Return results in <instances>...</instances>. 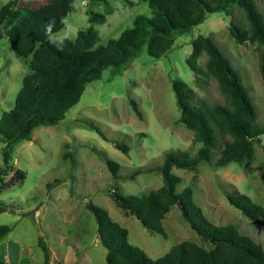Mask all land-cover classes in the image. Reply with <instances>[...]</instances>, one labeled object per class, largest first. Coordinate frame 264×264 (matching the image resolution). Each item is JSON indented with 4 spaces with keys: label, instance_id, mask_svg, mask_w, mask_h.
Instances as JSON below:
<instances>
[{
    "label": "rangeland",
    "instance_id": "1",
    "mask_svg": "<svg viewBox=\"0 0 264 264\" xmlns=\"http://www.w3.org/2000/svg\"><path fill=\"white\" fill-rule=\"evenodd\" d=\"M9 0H0V7ZM48 0H18L20 7H37ZM84 1V5L81 4ZM132 2V5L128 4ZM264 17V0H253ZM112 14L99 32L97 46L117 39L131 27L137 15H149L146 3L139 0H108ZM103 14L105 5L90 0H74L65 27L52 35L53 41L74 39L78 30L89 25L86 13ZM246 28L242 10L235 7L232 15L211 14L207 19L175 40L173 48L160 59H153L145 47L117 75L109 70L102 78L87 84L79 102L62 121L54 126L38 127L31 141L17 144L10 165L25 173V180L13 188L0 191V226L11 232L0 240V259L7 264H43L38 247L41 237L49 252L48 264H107L106 249L97 234L96 221L85 204L105 209L110 218L128 231V242L141 249L149 258L157 259L181 242L188 241L210 249L211 241L203 242L185 221L177 206L165 215L162 227L165 236L148 232L132 216L125 215L111 199V192L122 196L142 197L162 186L159 172L129 176L137 169L161 166L166 153L187 152L195 155L202 147L194 141L193 132L178 124V109L171 90L173 80H181L192 88L198 99L209 105H223L224 99L214 81L197 79L186 65L191 41L198 36L209 37L237 71L256 114V123L264 125V85L259 71L261 49L256 44L235 43L229 25ZM207 60L202 55L198 65L203 69ZM31 55L20 57L5 37L0 39V118L11 110L22 80L30 73ZM137 104L138 118L130 102ZM85 123L95 125L104 138ZM116 145L125 147L126 153ZM2 144L0 142V168ZM217 152L212 151L210 163H201L195 171L173 168L179 177L176 193L190 188L194 203L205 218L216 227L233 225L240 234L250 238L264 251L261 227L246 219L226 200V193L244 194L264 207V141L254 145L249 163H231L215 169L212 164ZM107 161L119 164L114 180L106 167ZM11 175L2 177L5 181ZM6 256V257H4Z\"/></svg>",
    "mask_w": 264,
    "mask_h": 264
},
{
    "label": "trees",
    "instance_id": "2",
    "mask_svg": "<svg viewBox=\"0 0 264 264\" xmlns=\"http://www.w3.org/2000/svg\"><path fill=\"white\" fill-rule=\"evenodd\" d=\"M73 1L48 0L37 7H20L18 0H9L0 7V39L5 37L16 55H31L30 73L22 80L14 106L0 118L3 163L0 191L25 180V173L10 165L14 147L31 141L34 129L62 121L79 102L87 84L100 80L106 70L111 75L124 72L144 47L149 57L160 59L173 48L178 36L188 33L211 14L229 16L235 7L243 11L246 28L231 22L229 33L235 43L249 42L261 49L259 71L264 85V17L253 0H139L147 4L150 14L137 15L131 27L117 39H109L99 46V32L94 26L105 24L106 16L112 14L108 0H90L104 4L105 11L103 14L87 12L89 26L78 30L74 39L53 41L50 38L64 29ZM190 45L187 67L197 79H212L224 99L223 105H209L198 99L183 81L176 79L171 83L179 113L178 124L193 132L194 141L202 147L193 156L187 152L166 153L161 166L137 169L129 176L133 179L140 174L159 172L163 182L160 188L142 197L122 196L113 191L111 199L148 232L162 236L166 235L162 227L165 215L180 202L188 214L190 227L203 242L213 240L212 246L205 249L184 241L172 246L160 258L151 259L128 242V231L113 221L105 209L87 202L85 207L93 215L100 243L106 249L107 264H264V251L258 244L240 234L233 225L216 227L205 218L194 203L190 188L180 194L175 191L180 179L171 173L173 168L195 171L199 164L210 163L212 151L217 152L212 164L215 169L231 163H249L254 157V145L264 135V125L256 123L254 107L239 74L212 39L198 36ZM202 55L207 57L203 69L198 65ZM130 104L141 118L137 104L133 101ZM85 125L104 138L95 125ZM116 147L127 152L125 147ZM106 167L114 180L120 178L119 164L107 161ZM7 175H11L8 181L2 179ZM225 197L246 219L261 227L264 234V207L237 191L226 193ZM3 212H6L5 205L0 203V213ZM11 230L9 226H0V240ZM37 243L43 253V264H48L49 252L43 239L39 237ZM0 264L7 263L0 259Z\"/></svg>",
    "mask_w": 264,
    "mask_h": 264
},
{
    "label": "water",
    "instance_id": "3",
    "mask_svg": "<svg viewBox=\"0 0 264 264\" xmlns=\"http://www.w3.org/2000/svg\"><path fill=\"white\" fill-rule=\"evenodd\" d=\"M176 206L178 207L179 211L181 212L182 217H183L186 221H189L188 214H187V212L185 211L183 205H182L180 202H178V203L176 204ZM211 243H213V240H211Z\"/></svg>",
    "mask_w": 264,
    "mask_h": 264
},
{
    "label": "built area",
    "instance_id": "4",
    "mask_svg": "<svg viewBox=\"0 0 264 264\" xmlns=\"http://www.w3.org/2000/svg\"><path fill=\"white\" fill-rule=\"evenodd\" d=\"M262 140L264 141V135L262 136Z\"/></svg>",
    "mask_w": 264,
    "mask_h": 264
},
{
    "label": "crops",
    "instance_id": "5",
    "mask_svg": "<svg viewBox=\"0 0 264 264\" xmlns=\"http://www.w3.org/2000/svg\"><path fill=\"white\" fill-rule=\"evenodd\" d=\"M81 4H83V5H84V1H83ZM4 257H6V256H4ZM5 261H6V260H5Z\"/></svg>",
    "mask_w": 264,
    "mask_h": 264
}]
</instances>
